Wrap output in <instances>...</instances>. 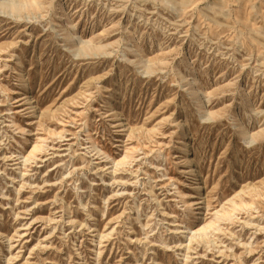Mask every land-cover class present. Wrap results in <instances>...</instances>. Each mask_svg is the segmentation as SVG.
Wrapping results in <instances>:
<instances>
[{"label":"rangeland","instance_id":"rangeland-1","mask_svg":"<svg viewBox=\"0 0 264 264\" xmlns=\"http://www.w3.org/2000/svg\"><path fill=\"white\" fill-rule=\"evenodd\" d=\"M0 264H264V0H0Z\"/></svg>","mask_w":264,"mask_h":264},{"label":"bare ground","instance_id":"bare-ground-1","mask_svg":"<svg viewBox=\"0 0 264 264\" xmlns=\"http://www.w3.org/2000/svg\"><path fill=\"white\" fill-rule=\"evenodd\" d=\"M118 114V112H116ZM183 124V123H182ZM183 145H182V157H186L189 159V165H188V170H187V179H193V177L196 175V163L193 160V158L190 157V148L189 144L187 143L186 140H183Z\"/></svg>","mask_w":264,"mask_h":264}]
</instances>
